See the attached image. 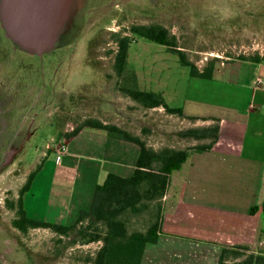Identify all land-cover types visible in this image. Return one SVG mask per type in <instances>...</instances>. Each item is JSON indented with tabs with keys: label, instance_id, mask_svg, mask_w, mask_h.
Segmentation results:
<instances>
[{
	"label": "rangeland",
	"instance_id": "obj_1",
	"mask_svg": "<svg viewBox=\"0 0 264 264\" xmlns=\"http://www.w3.org/2000/svg\"><path fill=\"white\" fill-rule=\"evenodd\" d=\"M157 23L177 36L178 46L130 31L133 24ZM69 24L39 53L11 38L0 19V264H94L103 241L90 238L104 230L102 222L85 220L68 235L45 227L24 233L13 225L29 174L53 152L61 159L68 135L86 119L115 123L156 149L208 143L181 134L208 123L145 107L125 90L161 92L171 106L184 108L194 83L178 49L201 69L214 63L218 71L241 56L264 55V0H83ZM123 36L131 42L119 73L115 57ZM52 157L46 175L55 166ZM157 212L152 203L141 214L128 213L130 231L147 229ZM259 240L249 252H264L262 230Z\"/></svg>",
	"mask_w": 264,
	"mask_h": 264
},
{
	"label": "crops",
	"instance_id": "obj_2",
	"mask_svg": "<svg viewBox=\"0 0 264 264\" xmlns=\"http://www.w3.org/2000/svg\"><path fill=\"white\" fill-rule=\"evenodd\" d=\"M219 69L212 78L192 75L184 112L197 122L219 123L221 135L211 149L192 152L171 174L163 198V232L146 247L142 264H219L224 246L253 247L261 241L264 58L239 59ZM139 153L137 143L83 128L68 140L61 159L58 152L47 157L24 195L28 215L73 224L82 209L91 208L97 184L109 172L130 174ZM53 155L55 166L46 175Z\"/></svg>",
	"mask_w": 264,
	"mask_h": 264
},
{
	"label": "trees",
	"instance_id": "obj_3",
	"mask_svg": "<svg viewBox=\"0 0 264 264\" xmlns=\"http://www.w3.org/2000/svg\"><path fill=\"white\" fill-rule=\"evenodd\" d=\"M130 31L163 45L178 46L177 36L162 24H133ZM118 51L115 57V69L123 73L128 58L131 39L129 36L118 38ZM183 65L190 68L191 75L212 78L215 72L214 63L201 69L190 60L183 50L178 49ZM264 55L241 56L240 59L260 62ZM126 93L145 107L163 106L171 113L187 117L192 121L199 118L185 115L183 107L171 106L163 93L140 88H128ZM99 128L106 130L111 136L137 143L140 153L136 167L130 176L109 172L104 182L97 184L93 203L90 209H82L74 224H65L30 217L25 207L24 195L42 169L46 160L29 174L28 180L21 189L17 202V216L13 225L26 233L29 228L45 227L55 230L61 235H68L78 224L89 221V226L102 222L104 230L92 235L90 241L102 240L103 244L94 258V264H142L146 247L157 243L163 232V198L166 195L171 174L181 169L192 152H203L211 149L221 135L219 123L206 126H194L181 134L198 140L208 139L205 144H196L189 148L163 147L156 149L148 145L141 136L115 124L105 123L98 118H88L81 126L68 135L76 136L83 128ZM156 203V218L145 230L130 231L127 214H141ZM12 208L15 203H11ZM250 247L244 244L224 246L219 264H264V252H249Z\"/></svg>",
	"mask_w": 264,
	"mask_h": 264
},
{
	"label": "water",
	"instance_id": "obj_4",
	"mask_svg": "<svg viewBox=\"0 0 264 264\" xmlns=\"http://www.w3.org/2000/svg\"><path fill=\"white\" fill-rule=\"evenodd\" d=\"M83 0H0V19L7 34L31 51L53 47L71 24Z\"/></svg>",
	"mask_w": 264,
	"mask_h": 264
},
{
	"label": "built area",
	"instance_id": "obj_5",
	"mask_svg": "<svg viewBox=\"0 0 264 264\" xmlns=\"http://www.w3.org/2000/svg\"><path fill=\"white\" fill-rule=\"evenodd\" d=\"M61 156H59V158H60Z\"/></svg>",
	"mask_w": 264,
	"mask_h": 264
}]
</instances>
